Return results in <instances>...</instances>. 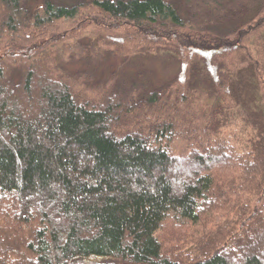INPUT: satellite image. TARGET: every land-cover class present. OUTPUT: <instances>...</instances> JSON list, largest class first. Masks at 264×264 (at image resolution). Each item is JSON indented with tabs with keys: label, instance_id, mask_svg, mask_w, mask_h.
<instances>
[{
	"label": "trees",
	"instance_id": "1",
	"mask_svg": "<svg viewBox=\"0 0 264 264\" xmlns=\"http://www.w3.org/2000/svg\"><path fill=\"white\" fill-rule=\"evenodd\" d=\"M0 264H264V0H0Z\"/></svg>",
	"mask_w": 264,
	"mask_h": 264
},
{
	"label": "rangeland",
	"instance_id": "2",
	"mask_svg": "<svg viewBox=\"0 0 264 264\" xmlns=\"http://www.w3.org/2000/svg\"><path fill=\"white\" fill-rule=\"evenodd\" d=\"M61 1L67 2L69 0ZM39 2H42V0H39ZM120 64L121 59L114 58L109 61L104 67L100 66L99 72L101 74L103 73L107 75L108 73L117 70ZM131 64H133V67H131L130 65L129 69L132 68L133 72L147 70V72L151 74V77L157 86L173 80L179 75L182 68V63L180 61L169 58H144L138 61H134ZM84 66V63H75L71 65L70 68H72L73 70H79L84 68Z\"/></svg>",
	"mask_w": 264,
	"mask_h": 264
}]
</instances>
